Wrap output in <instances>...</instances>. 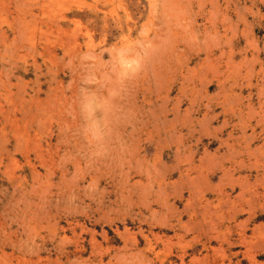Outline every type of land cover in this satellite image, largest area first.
<instances>
[{"label":"rangeland","instance_id":"1","mask_svg":"<svg viewBox=\"0 0 264 264\" xmlns=\"http://www.w3.org/2000/svg\"><path fill=\"white\" fill-rule=\"evenodd\" d=\"M0 264H264V0H0Z\"/></svg>","mask_w":264,"mask_h":264},{"label":"bare ground","instance_id":"2","mask_svg":"<svg viewBox=\"0 0 264 264\" xmlns=\"http://www.w3.org/2000/svg\"><path fill=\"white\" fill-rule=\"evenodd\" d=\"M232 135V134H231ZM239 162V161H238ZM242 162V161H241ZM243 163V162H242ZM239 165H240V163H239ZM225 169V168H224ZM226 170V169H225ZM228 170V169H227ZM228 171H230V170H228ZM224 173H226L225 171H224ZM189 175V174H188ZM227 175V174H226ZM232 176V175H231ZM190 177V176H189ZM189 177H187V179H189ZM199 178H201V177H199ZM236 178V177H235ZM234 178V179H235ZM197 179H198V177H197ZM232 180V179H231ZM233 182V181H232ZM235 182V181H234ZM237 183V182H236ZM245 187V186H244ZM243 187V188H244ZM143 234H145V233H143ZM144 236V235H143ZM149 238V237H148ZM150 248V247H149ZM151 251V250H150ZM161 255V254H160ZM160 262V261H159Z\"/></svg>","mask_w":264,"mask_h":264}]
</instances>
